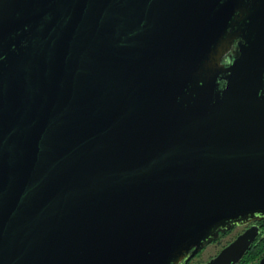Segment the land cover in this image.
I'll use <instances>...</instances> for the list:
<instances>
[{
    "label": "water",
    "instance_id": "1",
    "mask_svg": "<svg viewBox=\"0 0 264 264\" xmlns=\"http://www.w3.org/2000/svg\"><path fill=\"white\" fill-rule=\"evenodd\" d=\"M261 219L264 0H0V264H188Z\"/></svg>",
    "mask_w": 264,
    "mask_h": 264
},
{
    "label": "flooded vegetation",
    "instance_id": "2",
    "mask_svg": "<svg viewBox=\"0 0 264 264\" xmlns=\"http://www.w3.org/2000/svg\"><path fill=\"white\" fill-rule=\"evenodd\" d=\"M238 42L239 40L235 42L232 50L226 55L223 61L224 63H226V59L228 57L235 59L238 56ZM252 227H257V237L238 264H264V219L249 222L243 225H236L229 231L219 233L217 238L210 241L188 262V264H208L210 261L215 259L223 249L235 242L241 235ZM229 237L231 238L223 245L222 241ZM183 260L178 264H183Z\"/></svg>",
    "mask_w": 264,
    "mask_h": 264
},
{
    "label": "rangeland",
    "instance_id": "3",
    "mask_svg": "<svg viewBox=\"0 0 264 264\" xmlns=\"http://www.w3.org/2000/svg\"><path fill=\"white\" fill-rule=\"evenodd\" d=\"M231 237H232V236H231ZM231 237L224 239V240L222 241L223 245H224V244H225V243H226Z\"/></svg>",
    "mask_w": 264,
    "mask_h": 264
}]
</instances>
